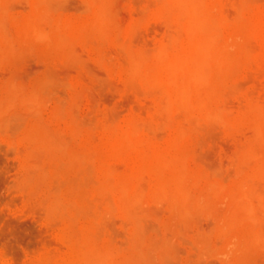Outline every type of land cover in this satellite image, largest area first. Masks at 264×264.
I'll use <instances>...</instances> for the list:
<instances>
[{"label": "rangeland", "instance_id": "obj_1", "mask_svg": "<svg viewBox=\"0 0 264 264\" xmlns=\"http://www.w3.org/2000/svg\"><path fill=\"white\" fill-rule=\"evenodd\" d=\"M0 264H264V0H0Z\"/></svg>", "mask_w": 264, "mask_h": 264}]
</instances>
